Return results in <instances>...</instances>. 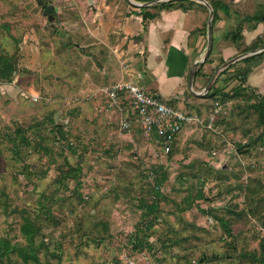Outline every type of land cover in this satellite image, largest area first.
I'll return each mask as SVG.
<instances>
[{
    "label": "rangeland",
    "instance_id": "rangeland-1",
    "mask_svg": "<svg viewBox=\"0 0 264 264\" xmlns=\"http://www.w3.org/2000/svg\"><path fill=\"white\" fill-rule=\"evenodd\" d=\"M230 4L248 28L256 23L246 16L264 15V0ZM48 5L51 17L43 15ZM139 13L126 0H0V57L15 65L10 82H0V239L26 247L20 229L28 218L39 264H264V123L241 97L223 96L235 87L232 71L218 73L216 96L200 99L186 86L183 101L162 99L203 119L181 130L167 156L134 126L121 131L118 109L100 93L121 79L155 88L115 51L140 41L125 31ZM249 48L250 61L264 55ZM132 60L123 62L134 67ZM18 127L28 145L15 138ZM67 166L76 179L64 178ZM162 176L159 221L145 230L140 200ZM0 264L25 263L11 252Z\"/></svg>",
    "mask_w": 264,
    "mask_h": 264
},
{
    "label": "crops",
    "instance_id": "crops-1",
    "mask_svg": "<svg viewBox=\"0 0 264 264\" xmlns=\"http://www.w3.org/2000/svg\"><path fill=\"white\" fill-rule=\"evenodd\" d=\"M147 1L144 0L143 3ZM205 1L211 6L210 0ZM212 1L215 2V0ZM217 1L226 4L229 13L218 11V18L212 26V50L210 51L213 54L210 55L206 65L203 63V70L200 69L199 74L193 80L192 87L196 92L204 89L207 79L211 76V74L206 75L210 69L215 71L225 62L242 55L243 50L262 37L261 33L264 30V21L248 28L241 23V18L234 11L231 13L230 3L238 4V0ZM154 5L155 9L149 8L148 11L156 13L155 18L142 21L140 16V19L136 16L139 22L130 21L126 25L125 31L130 34L129 36H137L140 41L134 40L132 45L126 49H123L122 45H117L120 48L115 49L116 55H119L117 58L120 65L137 68L136 73L139 75L137 77L147 76L149 82L155 85V88L145 87L146 89L157 93L165 100L167 98L172 100L171 97H173L174 100L181 98L183 101L190 68L195 61L200 59L206 47L208 9L195 0L176 1L169 9H160L162 3ZM258 25H260V30H258ZM237 28L240 29L239 38L233 34ZM125 42L126 40L122 41V44L124 45ZM261 44V48H264V41ZM136 46L138 49H135ZM260 57L263 59L264 55L256 56L248 62L239 59L230 64L227 71H232L230 76L233 78L232 76L245 67L248 70L246 85L253 88L256 93L264 95V72L260 73L258 70L262 65L259 61ZM129 59H133L132 61L136 63L134 67L127 64ZM220 74L223 75V73ZM216 79L212 83L214 88H217ZM233 82L234 80L232 84ZM235 83L237 84L236 80ZM189 101L192 102V99ZM118 116H120L119 111Z\"/></svg>",
    "mask_w": 264,
    "mask_h": 264
},
{
    "label": "trees",
    "instance_id": "trees-1",
    "mask_svg": "<svg viewBox=\"0 0 264 264\" xmlns=\"http://www.w3.org/2000/svg\"><path fill=\"white\" fill-rule=\"evenodd\" d=\"M143 1L144 0H142L141 2H143ZM148 1H151V0H148ZM175 2L176 1H169L167 3L164 2V3H162V5H160L161 7L160 6L159 7H160V9H163V8L169 9L173 6V3H175ZM177 2H179V1H177ZM210 3H211V8H212V26H213L215 21L218 18V11L219 10L225 12L226 14H228L229 12H228V8H227L226 4H222L221 2H219L217 0H215V2L210 0ZM149 8L155 9V5L150 6V7L139 8L140 13L138 16H140L142 18V21L150 20V19H153L156 17L157 14L156 13H150L148 11ZM245 18L248 21H255L256 25L264 21V15H258V14L246 16ZM233 34L236 36V38H239L240 37V29L237 28L235 30V32H233ZM262 39H263V37H262ZM260 46H262L261 39H257V41L253 42L250 45L249 49H255V48L260 47ZM210 55H211V51L209 52L208 58ZM208 58L204 62H207ZM249 58L250 57H246V58L242 59V61L248 62V61H250ZM230 66L231 65H229L224 70H222L221 73H224L225 71H227L230 68ZM200 69H201V66H199L198 70L196 71L195 77L199 74ZM14 72H15V65L12 63L11 57L1 56L0 57V82H7V83L10 82ZM247 76H248V70H246V69L237 72L235 75V79L237 81V84L235 85V87H233L229 91V93L227 95H223V96H228L231 99H234V98L236 99L237 97H241L242 100L246 104H249V108H251L253 110V112H255L257 114V120L259 121V123L263 124L264 123V95L256 93L255 91H253L254 90L253 88L246 85ZM246 91L247 92L248 91L254 92L255 95H248L246 93ZM218 93H219V90L215 89L212 85L209 92L204 95V98H208L209 96H212V97L216 96V95H218ZM253 98L255 100H253ZM56 127H57V125H56ZM59 128H60V126H59ZM24 129H25L24 127L16 128L15 132H14L15 138H17L18 143H20L21 145L22 144L28 145V139L25 135ZM262 136L263 135H258L255 139H249L248 142H244V143L241 142L239 145V148H238L239 152L242 153L243 149H246V148L250 147L251 145L255 144L256 140H261ZM15 138L13 141H16ZM175 143H176V140L174 141V143L171 147V150L167 155H169L173 152ZM235 151H236V149H235ZM153 168H154L153 172L157 173V169L159 168V166L158 165L153 166ZM161 168H159V169H161ZM63 172H64L63 176L66 179L67 178L68 179L69 178H71V179L77 178V172L78 171H77V169H74L71 166H67V169L64 170ZM154 173H152V178L156 177V175ZM164 180H165V177L162 176V178L158 179L157 182L155 181V183L153 184V187L150 191L152 193L151 196L148 197L147 199H141L140 200V204H139V208L141 210L140 217H141V221H143L142 227L145 230H150L159 221L157 213H159V204H160L159 200L162 197V194L160 193L161 192V185L160 184H162V182H164ZM194 198H196L197 200H200V199L202 200L204 198V192H203L201 187L197 190L196 194L194 195ZM186 201H187L186 207L189 208L191 206V204H193V202L191 201L190 197H187ZM219 220L222 223L223 232L227 236H231V231H230L229 226L227 224H225L222 219H219ZM20 232L26 238L27 246L24 248L18 247V246H13V245H11L10 241L5 240V239H0V257H1V259L4 257L8 259L9 253L12 252V253H17V255L21 258V260L25 264H27V263L39 264L40 259L36 254V250H38V247H36L34 245V234L36 232V228L28 218L24 219V223L21 226ZM146 246L148 247V249H151V245L146 244ZM198 264H199V262H198Z\"/></svg>",
    "mask_w": 264,
    "mask_h": 264
},
{
    "label": "built area",
    "instance_id": "built-area-1",
    "mask_svg": "<svg viewBox=\"0 0 264 264\" xmlns=\"http://www.w3.org/2000/svg\"><path fill=\"white\" fill-rule=\"evenodd\" d=\"M128 81L119 80L105 88L100 87V93L107 98L109 106L118 109L120 130L129 132L134 126L148 139H155L161 156L170 152L185 126L203 122L199 115L182 111L163 101L157 93ZM32 99L36 101L37 96H32ZM66 103L69 104L70 101ZM124 105H127L129 110H126ZM129 112L131 119L128 117ZM219 112L220 108L209 114L206 127H212Z\"/></svg>",
    "mask_w": 264,
    "mask_h": 264
},
{
    "label": "water",
    "instance_id": "water-1",
    "mask_svg": "<svg viewBox=\"0 0 264 264\" xmlns=\"http://www.w3.org/2000/svg\"><path fill=\"white\" fill-rule=\"evenodd\" d=\"M126 1L132 6L141 8V7H148V6H151V5H154V4H158V3H164V2H168V1H179V0H151V1L144 2V3H137V2H134L132 0H126ZM195 1H198V2L202 3L208 9V19H207V24H206V50H205V53L202 56V58H200L199 60L195 61L192 64V66L190 68V71L188 73V78H187V88H188L190 94L192 96L199 97V96H203V95H205L206 93L209 92V90L211 88V85H212L213 81L215 80V78L217 77L219 72L224 70L226 67H228L230 64L234 63L235 61L247 57L248 53L239 55L238 57L233 58V59L225 62L224 64H222L220 67H218L212 73V75L208 79V81H207V83H206V85H205V87H204L202 92L194 91L192 86H193V80L195 78V74H196L197 68L199 66H201V64H203L204 61L206 60V58L209 55V52L211 50V44H212V8L209 5V3H207L205 0H195ZM53 12H54L53 7L48 5L43 10V15L51 17ZM261 51H264V48L257 49L255 51H253L251 54H256V53H259ZM201 260L202 259H200V262H201Z\"/></svg>",
    "mask_w": 264,
    "mask_h": 264
}]
</instances>
